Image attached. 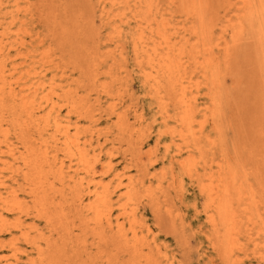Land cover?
Listing matches in <instances>:
<instances>
[{
  "label": "rangeland",
  "instance_id": "374dc122",
  "mask_svg": "<svg viewBox=\"0 0 264 264\" xmlns=\"http://www.w3.org/2000/svg\"><path fill=\"white\" fill-rule=\"evenodd\" d=\"M262 1L0 0V264H264Z\"/></svg>",
  "mask_w": 264,
  "mask_h": 264
},
{
  "label": "bare ground",
  "instance_id": "6f19581e",
  "mask_svg": "<svg viewBox=\"0 0 264 264\" xmlns=\"http://www.w3.org/2000/svg\"><path fill=\"white\" fill-rule=\"evenodd\" d=\"M17 2V1H16ZM249 3V1L247 2V4ZM178 4V3H177ZM206 4V3H205ZM249 5V4H248ZM247 5V6H248ZM201 6V5H200ZM17 7H18V4H17ZM248 8V7H247ZM259 9V8H258ZM208 10V9H207ZM261 13H262V26L264 27V0L261 2ZM196 13V12H195ZM188 15V14H187ZM189 16V15H188ZM205 34L202 33V37H205L204 36ZM200 36V35H199ZM203 39V38H202ZM209 39V38H208ZM205 40V39H204ZM210 40V39H209ZM170 42V41H169ZM164 43V42H163ZM168 47V46H167ZM171 47V46H170ZM174 47V46H173ZM171 49V48H170ZM174 49V48H173ZM172 49V50H173ZM169 50V48H168ZM1 52V50H0ZM169 52V51H168ZM174 53V52H173ZM171 53H169V56ZM1 55V54H0ZM166 55V54H165ZM264 55V54H263ZM171 59V57H169ZM173 57V56H172ZM162 59V58H161ZM264 59V58H263ZM152 60V59H150ZM175 59H171L170 64L168 66V69H166L167 73H166V77L167 79H169V83H170V92L173 93V96L175 97H178L180 98V104L182 106V108L186 109V111H191L192 107H191V103L189 101H187V86L185 85V83L183 82V76H181V68L180 66L182 65L179 61V63H176L174 62ZM164 62V61H163ZM154 63V62H153ZM152 63V64H153ZM198 63V62H197ZM165 64V62H164ZM181 64V65H180ZM167 66V64H165ZM164 66V65H163ZM162 66V67H163ZM161 67V68H162ZM115 68V67H114ZM164 69V68H163ZM185 71V70H184ZM164 73H165V70H164ZM1 77V76H0ZM94 77V76H93ZM164 77V75H163ZM261 81H260V85H261V92L263 93L262 95V106H263V109H264V61H263V67H262V74H261ZM7 85V84H6ZM159 89V88H158ZM9 95L11 97H13L15 99V94H14V91L12 89V87L10 88V91H9ZM172 95V94H171ZM27 98V97H26ZM61 99V98H60ZM98 100V99H97ZM176 103V102H175ZM193 104V103H192ZM192 112V111H191ZM48 116V115H47ZM263 116H264V112H263ZM55 121V120H54ZM187 126H191V122H186L185 123ZM69 128V127H68ZM56 132V131H55ZM71 146V145H70ZM87 151V150H86ZM84 155L83 152L80 153V156L82 158V160H84ZM61 174H62V169H61ZM66 185V184H65ZM91 192V191H90ZM108 193V191H107ZM106 193V194H107ZM108 195V194H107ZM222 195H224V193H222ZM221 194H219L218 196L214 197V196H211V200L213 199V201H219L221 202L222 201V196ZM97 196V195H96ZM102 197V196H101ZM102 199V198H101ZM105 200V199H104ZM107 202V201H106ZM110 202V201H109ZM108 203V202H107ZM109 204V203H108ZM107 234V233H106Z\"/></svg>",
  "mask_w": 264,
  "mask_h": 264
}]
</instances>
